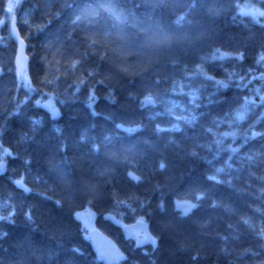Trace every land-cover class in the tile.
Returning <instances> with one entry per match:
<instances>
[{
    "label": "trees",
    "instance_id": "1",
    "mask_svg": "<svg viewBox=\"0 0 264 264\" xmlns=\"http://www.w3.org/2000/svg\"><path fill=\"white\" fill-rule=\"evenodd\" d=\"M263 15L264 0H0V264H105L88 225L120 264H264ZM138 219L151 244L124 234Z\"/></svg>",
    "mask_w": 264,
    "mask_h": 264
},
{
    "label": "water",
    "instance_id": "2",
    "mask_svg": "<svg viewBox=\"0 0 264 264\" xmlns=\"http://www.w3.org/2000/svg\"><path fill=\"white\" fill-rule=\"evenodd\" d=\"M13 1L15 5H18L22 0ZM8 25L15 42L14 66L16 72L21 76L28 68L29 57L26 52L25 41L19 35L20 33L17 29L15 14L12 15ZM145 102L147 104L150 103L148 99H145ZM4 169V162H0V171ZM177 206L183 209L186 207V203H178ZM121 227L126 236L136 241V245H148L154 241V236L145 220L139 219L131 224H121ZM88 240L99 259L105 264H119L127 259L121 247L109 235L98 228H92L88 231Z\"/></svg>",
    "mask_w": 264,
    "mask_h": 264
},
{
    "label": "rangeland",
    "instance_id": "3",
    "mask_svg": "<svg viewBox=\"0 0 264 264\" xmlns=\"http://www.w3.org/2000/svg\"><path fill=\"white\" fill-rule=\"evenodd\" d=\"M242 11H243V13L248 14V15H251V16H254L255 18H260L262 16V14H263L262 13V10L259 9L258 7H256V6H254V4L253 5H245V6H243ZM263 83H264V79H263ZM148 100H149V102H152L151 99H148ZM44 105H45L46 108H48V110L51 111V113H54V107L52 105L51 100L45 101V104ZM0 156H2V154H0ZM181 210H183V209H181ZM89 222H91V219L89 220ZM92 227H93L92 225H90V227L88 225V229L89 228H92Z\"/></svg>",
    "mask_w": 264,
    "mask_h": 264
}]
</instances>
